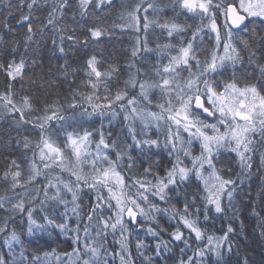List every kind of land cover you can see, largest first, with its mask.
I'll return each instance as SVG.
<instances>
[{
	"label": "snow or ice",
	"instance_id": "obj_1",
	"mask_svg": "<svg viewBox=\"0 0 264 264\" xmlns=\"http://www.w3.org/2000/svg\"><path fill=\"white\" fill-rule=\"evenodd\" d=\"M115 2L15 0L6 5L7 14L0 21V45H4L0 47V74L7 84L0 92V113L13 116L17 126L31 125L39 138L18 140L26 169L12 159L0 176L11 193L0 196V210L6 213L0 218V234L11 255L10 262L0 255V264H50L55 253L53 249L26 256L25 241L13 224L17 216L26 217L29 237L55 228L70 240L71 251L56 255L57 264H155L177 243L183 247L176 264H208L210 260L226 264L225 256L233 252L230 236L235 229L228 223L222 235L209 233L201 227V209L203 222L209 220L210 208L217 214L227 209L238 216L236 195L259 176L257 198L264 211V35L249 34L246 23L264 26V0H129L121 4V23L108 28L101 14ZM37 8L46 9L47 15L34 27V21H39ZM69 11L80 17L73 23L92 19L82 38L65 23ZM19 29H26L22 40L15 38ZM114 29L135 33L123 66L93 54L80 68H71L65 61L57 72L69 83H75L69 77L84 75L80 85L88 91L72 89L68 109L81 107V117L110 115L109 126L122 117L126 138L105 134L103 125L67 131L63 122H75L76 117H66L62 103L56 100L37 107L34 96L21 95L25 81L43 89L45 78L52 74L51 68L43 71L42 62L34 58L33 45H40L47 33L52 34V48L66 54V42L87 49ZM156 31L163 42L150 47L149 33ZM37 34L41 40L35 39ZM6 36L13 39L6 41ZM245 54L257 73V83L241 86L235 69L243 67ZM149 56L154 62L148 63ZM227 65L233 68V78L216 79ZM18 81L19 90L14 88ZM53 123L60 124L62 137L53 134ZM161 149L170 164L162 174L153 170L160 161L150 162ZM224 154L235 156L239 171L234 178L231 169L225 176V169L217 167ZM41 179L43 183L38 184ZM193 179L198 182L197 193L191 198L185 194L180 207L172 203L181 200L182 187ZM30 186H35L36 195ZM60 207L63 212L53 217L51 213ZM252 215L264 221L255 202ZM164 217L172 227L170 232L161 224ZM9 225H13L11 230ZM14 245L20 246L19 256Z\"/></svg>",
	"mask_w": 264,
	"mask_h": 264
},
{
	"label": "trees",
	"instance_id": "obj_2",
	"mask_svg": "<svg viewBox=\"0 0 264 264\" xmlns=\"http://www.w3.org/2000/svg\"><path fill=\"white\" fill-rule=\"evenodd\" d=\"M9 2H15V0H0V21L3 20L4 15L7 14L6 5ZM129 0H116L111 9H106L103 14H101V18L105 20V27L111 28L113 24H119L121 21L119 20L120 13L124 11L121 8V4L128 3ZM26 12L27 9L24 8ZM36 16L39 17V21H34V27L38 25L39 22L43 21L44 17L47 15V10L43 8L35 9ZM167 15H171V13H167ZM150 18L151 15H150ZM16 19H19V14L16 15ZM73 20L80 21V17L78 13L74 14L72 11H69L68 18L65 23L71 27L77 29V35L83 36L86 29L91 26L92 19L90 18L88 22L77 24L73 23ZM12 24H15V19L11 20ZM188 23H194L193 21H189ZM249 34L252 31H255L257 35H264V26L259 25L258 22H246ZM26 29H19L15 38L23 39L22 32ZM142 35V33H141ZM190 36L191 33H188ZM240 36H244V33H239ZM135 36L134 31H121L120 29H114L110 36H105L101 39L98 45H89L87 49H84L78 45H69L68 42L65 43L66 54H60L58 51H55L51 46L52 34L51 32L47 33L40 45H33L36 49L35 57L43 65V71L47 72L49 68H51L52 74L45 78L46 83L43 89L34 87L33 85L24 82V91L21 92V95H32L35 97L37 107H42L45 102L52 103L53 101L58 100L62 103L66 109L64 115L66 117L75 116V122L71 119H67L64 121V128L67 131H73V129H77L79 131L94 130L99 129L101 125H103L105 134L108 132L112 133V137L124 139L127 137L126 129L123 125L122 117H118L111 122V126H109L110 115H106L104 117L99 116L98 114H94L90 117L85 116L81 117L79 114L82 111L81 107H77L74 110L68 109L67 105L72 103V89H76L79 87L80 91H88L80 85L81 80L84 79L83 72L79 73L75 77H69V80L74 79L75 83H69L64 80L57 69L60 68L61 65L67 61L71 68H80L84 61L90 55H97L98 58L105 60L107 63H115L123 66L130 57V49L133 44V38ZM249 38V37H244ZM13 39L12 36H6L5 40L9 41ZM36 40H41V35L37 34ZM205 41L207 42V37H205ZM162 43L163 37L159 33L150 32L149 33V45L150 47H155L156 43ZM4 45H0L3 47ZM208 48H211L210 43H206L205 45ZM22 50V46H21ZM264 55V52L261 53ZM148 63L154 62L153 57L149 56ZM203 59V56H201ZM264 62V61H262ZM36 72H40V68L35 69ZM186 75V73H185ZM257 73L252 71V67L247 63V55H244V65L241 67L240 65L236 66L235 69V78L238 83L243 86L244 84H255L257 83ZM233 78V68L231 65L226 66V70L223 71L222 75L216 77V79L221 81H227ZM7 79L3 74H0V92L6 90ZM116 84L113 85L115 88ZM14 88L19 90L21 88V82H16ZM79 99V97H77ZM84 108H88L91 111V108L87 105H83ZM13 116L5 115L0 113V176H2L3 172L7 169L9 162L12 159H16L19 163H21V167L26 169V164L23 160L24 151L22 144H18L17 141H22L24 137H28L33 141L38 140L39 133L38 130L34 129L31 125L25 126H17L13 123ZM15 119H19L18 116ZM72 125V127H69ZM60 129L59 123H53L52 132L53 134L60 135L62 137V133L58 132ZM155 138V136H153ZM98 139V136L96 137ZM130 142V140H129ZM196 151H199L198 147ZM31 155V153H28ZM135 156L136 153H133ZM156 160L160 161L159 168H153L154 171L160 170L162 174V170L165 167L170 166L169 158L167 154L162 149L159 152L158 156H153L152 161ZM259 161L257 159L255 166H258ZM148 166L147 164L144 165ZM218 168H224V175L228 176L229 173L227 169H231V177H235L239 169L235 166V156L224 154L220 158V163L217 165ZM143 169L140 168L139 171ZM43 183L41 179L38 184ZM35 185V186H38ZM35 186H30L29 191L32 195H36L35 191H32V188ZM8 185L3 180H0V196L11 195V193L6 192ZM198 190V182L194 179L189 184L182 187L180 191L181 200H173L172 203L176 204L178 207L182 206L183 197L187 194L188 198ZM261 190V181L259 176H255L250 181L246 182L245 185L241 187V190L235 197V205L239 208L238 216H233V214L227 211L225 214H217L214 209L209 210V220L207 222H203V208L201 209V227L205 228L209 233L223 234V231L226 230L228 223L232 224V227L235 229V233L230 236V239L234 242L233 252L230 255L225 256L226 264H243L244 258H247V264H264V221L260 220L258 217L252 215V205L255 202L257 205V211L260 212V217H264V211L260 210L261 201L257 198L258 192ZM23 193V190H18ZM41 198L42 193H41ZM85 202L89 199L87 193L84 194ZM15 202L14 200L12 201ZM197 203H199V199H197ZM164 206V205H162ZM58 212H63V208L60 207L56 211L52 212L51 215L55 217ZM6 213L0 210V218H3ZM40 214H36V218L39 219ZM43 222V221H41ZM59 219H57V223H60ZM242 222V224H241ZM174 223V222H173ZM13 224L15 225L16 231L21 235L22 240L25 241L26 252L25 255L31 257L32 254H42L44 252H52L55 249V253L50 257V264H57L55 256L61 255L64 252L71 251V242L67 240L62 234L59 233V229L50 228L46 233H37L35 236L29 237L26 232V217L21 218L17 216L14 220ZM161 224L168 229V231H172V227H169L167 217L161 219ZM13 225H9V229L11 230ZM143 235V233H141ZM164 238L167 239V235H164ZM111 239V238H110ZM149 243H153L149 241ZM193 246L195 247V242L193 241ZM183 247L182 243H177L171 253L162 256L160 259L155 261V264H176V261L180 258V248ZM14 250L17 256L20 253V246L14 245ZM149 254H152V250L149 249ZM191 254L190 252L188 253ZM0 255L6 257V259L10 262L11 255L8 252L7 246L4 244V234H0ZM186 258V257H185ZM118 264V262H117ZM208 264H212V261H208Z\"/></svg>",
	"mask_w": 264,
	"mask_h": 264
}]
</instances>
